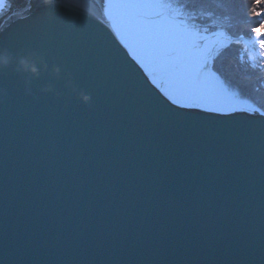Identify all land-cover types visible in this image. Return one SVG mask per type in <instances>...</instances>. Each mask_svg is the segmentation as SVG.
Segmentation results:
<instances>
[{
    "label": "water",
    "instance_id": "obj_1",
    "mask_svg": "<svg viewBox=\"0 0 264 264\" xmlns=\"http://www.w3.org/2000/svg\"><path fill=\"white\" fill-rule=\"evenodd\" d=\"M73 2L0 23V264H264V128L164 114Z\"/></svg>",
    "mask_w": 264,
    "mask_h": 264
},
{
    "label": "snow or ice",
    "instance_id": "obj_2",
    "mask_svg": "<svg viewBox=\"0 0 264 264\" xmlns=\"http://www.w3.org/2000/svg\"><path fill=\"white\" fill-rule=\"evenodd\" d=\"M38 2L47 15L78 7L73 0ZM97 2L95 19L107 34L87 28V39L164 114L264 128V101L242 91L253 77L264 84V0H254L259 10L247 9L251 19L242 0ZM32 8L28 4L20 18L29 19ZM11 11V0H0V23ZM233 21L250 26L252 35L245 39L232 32ZM233 44L243 50L226 67L224 57ZM6 60L0 57V63Z\"/></svg>",
    "mask_w": 264,
    "mask_h": 264
},
{
    "label": "trees",
    "instance_id": "obj_3",
    "mask_svg": "<svg viewBox=\"0 0 264 264\" xmlns=\"http://www.w3.org/2000/svg\"><path fill=\"white\" fill-rule=\"evenodd\" d=\"M238 2H240V0H238ZM242 3L247 6L246 12H247V17L249 19L252 18L253 13L251 11H248L247 9L256 7L257 10H259L261 7L260 5H256L254 3V0H242ZM231 31L235 32L237 35H240V34H245L246 36L252 35L250 26L236 23L235 21H233V28L231 29ZM241 48H242L241 45L233 44L231 48L227 50L226 55L224 57V61H223L226 67L229 66L231 63H233L234 59L238 57V54ZM245 83H246V86L242 88V91L245 94L252 95L257 99L264 101V84L259 83L255 79V77H253V80L250 83L249 82H245ZM254 87H258L259 91L258 92L253 91Z\"/></svg>",
    "mask_w": 264,
    "mask_h": 264
}]
</instances>
